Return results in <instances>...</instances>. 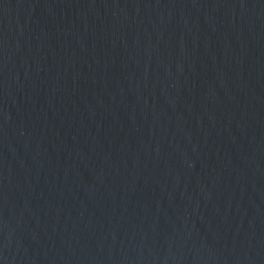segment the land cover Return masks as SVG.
I'll return each instance as SVG.
<instances>
[{
    "label": "water",
    "instance_id": "1",
    "mask_svg": "<svg viewBox=\"0 0 264 264\" xmlns=\"http://www.w3.org/2000/svg\"><path fill=\"white\" fill-rule=\"evenodd\" d=\"M0 264H264V0H0Z\"/></svg>",
    "mask_w": 264,
    "mask_h": 264
}]
</instances>
